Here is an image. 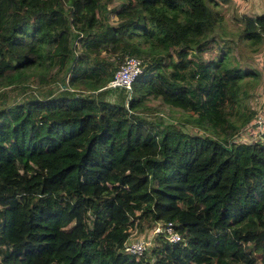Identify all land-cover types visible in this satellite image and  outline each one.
Here are the masks:
<instances>
[{
  "label": "trees",
  "instance_id": "16d2710c",
  "mask_svg": "<svg viewBox=\"0 0 264 264\" xmlns=\"http://www.w3.org/2000/svg\"><path fill=\"white\" fill-rule=\"evenodd\" d=\"M227 1L0 0V88L58 82L0 97V264H264V149L240 137L257 71L227 44L200 57ZM245 21L253 50L264 12ZM125 54L129 93L106 86ZM167 221L181 240L123 251Z\"/></svg>",
  "mask_w": 264,
  "mask_h": 264
},
{
  "label": "rangeland",
  "instance_id": "374dc122",
  "mask_svg": "<svg viewBox=\"0 0 264 264\" xmlns=\"http://www.w3.org/2000/svg\"><path fill=\"white\" fill-rule=\"evenodd\" d=\"M118 3V0H112L107 6H113ZM217 8L222 13V24L217 28L216 34H214V40H211L206 48L201 51L200 57L204 60L215 58L219 53V46L225 44L230 45L231 50L229 49V57H234L238 59L240 66H247L251 69L257 71V78L245 77L248 80V83L253 85V98H248L250 101V106H252L256 111L264 110V35L260 41L254 45L255 48L250 50L243 43H238V36L236 33L242 29L244 26L245 18L247 16H253L256 13L264 11V0H228L225 3H219ZM113 14H108V20L112 21ZM235 59V60H236ZM234 61V60H233ZM57 72L54 76L57 80L60 75L63 73L60 69L54 68L52 72ZM58 82L53 80L52 83L48 85L41 84L37 79L32 78L28 79L26 82V89L21 91L18 88L12 86H6L0 88L3 90V95L0 93V97L5 101L6 104H9L12 101H20L23 97L29 96L30 93H39L50 89V91L58 90ZM1 92V90H0ZM129 93V91L127 92ZM108 99H113L114 95L110 94L107 96ZM150 105L153 110L161 113L165 121H170L168 113L170 111L167 108L160 105L159 102L151 100ZM147 116L156 118L158 114H153L154 111H145ZM173 114L177 115L178 111H173ZM151 229L147 226L142 228H133L129 238H148V245L146 246L147 250L153 245L152 237L150 236ZM255 256V263L259 264V254L256 252L253 254Z\"/></svg>",
  "mask_w": 264,
  "mask_h": 264
},
{
  "label": "built area",
  "instance_id": "2783aa9c",
  "mask_svg": "<svg viewBox=\"0 0 264 264\" xmlns=\"http://www.w3.org/2000/svg\"><path fill=\"white\" fill-rule=\"evenodd\" d=\"M143 61L135 55L125 54L114 70L111 78L107 82V87H121L125 91H130L131 82L141 71ZM240 137L245 141L256 140L264 149V110L257 111L252 120L241 129ZM160 234L168 242H178L181 240L179 232L173 227L170 221L164 224L156 223L151 229L150 236ZM131 235V234H130ZM148 245V238H129L123 242V251L139 257Z\"/></svg>",
  "mask_w": 264,
  "mask_h": 264
},
{
  "label": "crops",
  "instance_id": "0c3cea01",
  "mask_svg": "<svg viewBox=\"0 0 264 264\" xmlns=\"http://www.w3.org/2000/svg\"><path fill=\"white\" fill-rule=\"evenodd\" d=\"M261 12H264V11H261Z\"/></svg>",
  "mask_w": 264,
  "mask_h": 264
}]
</instances>
